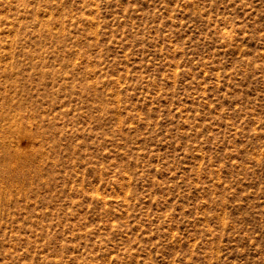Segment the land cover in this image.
Instances as JSON below:
<instances>
[{
    "label": "rangeland",
    "instance_id": "374dc122",
    "mask_svg": "<svg viewBox=\"0 0 264 264\" xmlns=\"http://www.w3.org/2000/svg\"><path fill=\"white\" fill-rule=\"evenodd\" d=\"M0 264H264V0H0Z\"/></svg>",
    "mask_w": 264,
    "mask_h": 264
}]
</instances>
